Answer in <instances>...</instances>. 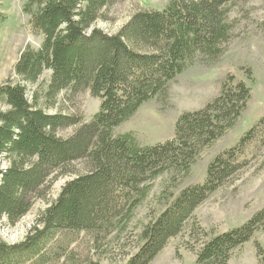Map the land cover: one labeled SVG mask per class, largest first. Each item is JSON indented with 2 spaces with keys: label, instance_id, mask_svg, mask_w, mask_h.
I'll list each match as a JSON object with an SVG mask.
<instances>
[{
  "label": "trees",
  "instance_id": "1",
  "mask_svg": "<svg viewBox=\"0 0 264 264\" xmlns=\"http://www.w3.org/2000/svg\"><path fill=\"white\" fill-rule=\"evenodd\" d=\"M125 0H27L31 35L38 48L24 47L16 78L0 84V220L18 223L58 176L68 180L40 212L24 240L0 239V264H89L98 250L125 232L147 199L151 182L170 172L188 175L203 149L235 128L252 96L235 75L204 107L177 118L174 135L142 145L133 132L115 129L152 99L166 100L169 86L202 52L214 62L228 34L225 6L232 0H169L162 9L134 13L116 34L99 28L104 11ZM6 16L0 12V19ZM45 72V91L39 82ZM251 77V70L248 71ZM31 86L38 85L33 91ZM90 90L99 109L89 121L51 113L40 106L62 91ZM77 126L69 137L59 130ZM264 147V115L208 163L202 181L178 187L163 209L137 235L136 252L125 264H150L179 235L195 210ZM264 228V207L245 223L212 235L192 264H228L232 252Z\"/></svg>",
  "mask_w": 264,
  "mask_h": 264
},
{
  "label": "rangeland",
  "instance_id": "2",
  "mask_svg": "<svg viewBox=\"0 0 264 264\" xmlns=\"http://www.w3.org/2000/svg\"><path fill=\"white\" fill-rule=\"evenodd\" d=\"M169 0H125L107 8L99 28L116 34L139 10L162 9ZM27 0H0V84L16 78L15 64L21 50L30 45L38 48L42 37L30 34V16L24 11ZM229 25L227 37L218 44L223 53L214 62H207L202 52L196 61L169 86L166 100L152 99L144 103L134 116L115 129L116 133L133 132L142 145L170 139L174 135L177 118L185 111L200 109L218 95L222 83L229 75L245 80L252 96L235 128L201 152L199 159L186 176L170 172L151 182L147 199L134 213L125 232L118 233L98 250H92L94 262L89 264H125L136 252L137 235L144 225L164 207L167 197L178 187L204 179L208 163L220 151L233 145L239 137L264 115V0H232L225 6ZM251 70V77L248 71ZM50 73L45 72L39 90L45 91ZM38 85L31 86L33 91ZM44 94L40 106L46 111L77 115L89 121L99 109V100L90 90L78 93L62 91L48 100ZM77 126L59 130V135L69 137ZM74 173L58 176L45 199H38L31 210L15 225L0 220V239L19 243L33 227L41 211L55 199L61 187L74 176L85 172V162L72 164ZM264 207V147L260 154L244 169L216 190L194 212L184 230L172 237L150 264H192L199 247L210 238L245 223ZM228 264H264V228L236 248Z\"/></svg>",
  "mask_w": 264,
  "mask_h": 264
}]
</instances>
